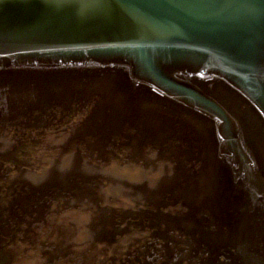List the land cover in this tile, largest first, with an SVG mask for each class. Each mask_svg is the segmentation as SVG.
Listing matches in <instances>:
<instances>
[{
	"label": "water",
	"instance_id": "obj_1",
	"mask_svg": "<svg viewBox=\"0 0 264 264\" xmlns=\"http://www.w3.org/2000/svg\"><path fill=\"white\" fill-rule=\"evenodd\" d=\"M0 264H264V0H0Z\"/></svg>",
	"mask_w": 264,
	"mask_h": 264
}]
</instances>
